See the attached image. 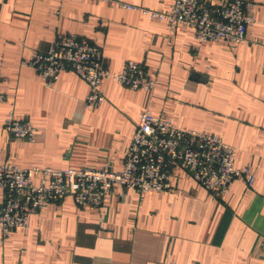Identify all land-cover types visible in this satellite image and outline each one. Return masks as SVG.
Returning <instances> with one entry per match:
<instances>
[{
    "label": "crops",
    "instance_id": "0c3cea01",
    "mask_svg": "<svg viewBox=\"0 0 264 264\" xmlns=\"http://www.w3.org/2000/svg\"><path fill=\"white\" fill-rule=\"evenodd\" d=\"M168 11L173 0H122ZM242 43L198 42L191 27L169 32L138 9L95 0H0V162L20 167L120 169L141 113L220 137L236 148L251 186L234 179L215 198L172 167L174 191L114 185L102 209L69 196L49 202L29 226L0 244V264H264V0ZM73 33L98 45L112 72L128 60L158 82L132 90L102 82L104 101L86 106L88 84L71 70L47 86L22 63ZM36 127L34 141L12 138L9 110ZM2 191L0 189V202Z\"/></svg>",
    "mask_w": 264,
    "mask_h": 264
},
{
    "label": "built area",
    "instance_id": "2783aa9c",
    "mask_svg": "<svg viewBox=\"0 0 264 264\" xmlns=\"http://www.w3.org/2000/svg\"><path fill=\"white\" fill-rule=\"evenodd\" d=\"M138 9L150 19L164 21L169 32L179 25L191 27L198 42L242 43L247 40V26L254 20L249 0H173L168 11H159L122 0H95ZM36 71L50 86L64 70H71L89 87L86 106L101 104L105 95L102 82L110 79L132 90H152L158 78L140 62L128 60L112 72L104 64L101 48L86 38L69 33L55 38L46 50L33 52L22 61ZM6 99L0 90V103ZM4 129L15 139L34 141L36 127L9 110ZM236 148L220 137L177 126L171 118L144 110L126 147L123 165L114 169L63 168L50 166L20 167L0 162V244L17 229L29 226L30 217L49 202L69 196L80 207L102 209L114 185L133 189L139 195L150 191H174L171 168L185 170L215 198L224 197L236 178L251 186L254 175L248 167L235 166Z\"/></svg>",
    "mask_w": 264,
    "mask_h": 264
}]
</instances>
